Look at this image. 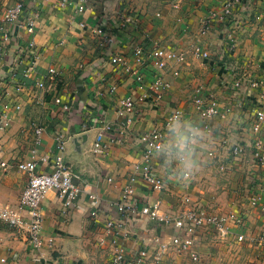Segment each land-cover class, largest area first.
Wrapping results in <instances>:
<instances>
[{
	"label": "crops",
	"instance_id": "crops-1",
	"mask_svg": "<svg viewBox=\"0 0 264 264\" xmlns=\"http://www.w3.org/2000/svg\"><path fill=\"white\" fill-rule=\"evenodd\" d=\"M223 1L178 0L174 7L170 0H70V5L62 7L58 0H0V13L6 6L22 3L24 17L33 24L32 33L26 32L23 21L6 25L10 36L0 58V124L8 123L0 125V205L14 207L23 191L26 176L16 167L19 161H33L36 172L45 171L59 140L97 129L100 122L111 128L101 136L104 147L91 154L81 170L74 160H64L80 192L65 214L60 213L55 191L44 195L39 248H32L25 236L0 220V264H111L109 241L101 243L99 237L105 219L119 217L111 204L127 177L138 176L135 164L154 172L164 187L156 190L139 179L133 182L138 203H159L153 220L137 210L122 217L128 237L120 241L128 258L147 242L150 257L158 254L159 264H211L208 259L214 255L200 246H210L216 239L212 235L201 233L197 261L187 252L159 249L175 231L162 217L176 211L180 195L188 193L193 202L217 212L241 211L243 224L237 231L245 239L216 241L261 247V252L253 251L264 264V244L258 240L264 212L248 202L249 196L262 193L255 180L264 186V163L250 158L251 123L255 110L264 112V97L244 85L237 92L231 85L235 78L264 82V0H242L233 8V20L224 25L214 22L203 30V21L218 13ZM227 32L234 40L232 51L227 50ZM192 44L210 57L196 58L189 49ZM137 45L185 53L179 66L164 69L169 89L159 101L138 102L132 75L110 61L122 57L127 66L137 67L150 80L159 73L154 68L156 60L144 57L143 65L137 66L133 54ZM31 49L40 58L22 78ZM174 67L178 73L172 76ZM48 68L54 69L53 75ZM208 95L218 104L217 114L202 121L193 102ZM125 96L133 97L137 106L133 120L121 128L112 107ZM175 109L181 117L165 127V117ZM37 126L42 131L35 144ZM147 130L162 133L164 148L144 161L136 138ZM260 136L264 141V127ZM233 143L244 147V155L229 154ZM189 162L190 168L186 167ZM183 171L188 175L183 176ZM90 193L96 194V200Z\"/></svg>",
	"mask_w": 264,
	"mask_h": 264
},
{
	"label": "built area",
	"instance_id": "built-area-1",
	"mask_svg": "<svg viewBox=\"0 0 264 264\" xmlns=\"http://www.w3.org/2000/svg\"><path fill=\"white\" fill-rule=\"evenodd\" d=\"M242 0H224L222 7L218 13L211 18H207L202 23V29L208 30L211 25L215 23L227 24L233 20L234 6L238 5ZM172 6H177L178 0H170ZM59 6L67 7L70 5V0H58ZM82 7H79L81 9ZM25 9L22 3H14L6 6L3 12L0 13V58L4 55L5 45L8 43L10 33L6 27L7 24H15L18 21H23L26 26V32L32 33L33 24L30 19L24 17ZM124 23H127L125 21ZM100 32V29H96ZM227 50L234 47V40L231 33H226ZM192 54L198 59H208L209 52L201 50L194 44L189 46ZM33 55L28 60L26 66L21 71V77L26 78L34 69L35 62L40 58V53L37 50L31 49ZM135 63L137 66L143 65L144 57L156 60L154 68L159 73L154 74L151 79H145L144 74L137 69V67H129L122 57H113L110 61L115 66H120L129 71L133 79L136 81L139 94L138 102L146 100L147 98L159 101L163 93L169 89V83L163 77V71L167 66H179L185 61V53L177 49L166 48H145L142 46H135L133 49ZM175 68V67H174ZM53 68H48L49 75L54 74ZM178 70L173 69L170 74L176 75ZM235 91H241L244 85L246 89L254 90L258 93L260 98L264 97V82L258 79H241L235 78L231 82ZM42 87V82L38 83ZM114 87L109 88V93H113ZM57 103H60L56 99ZM194 109L199 119L204 121L210 119L217 114L218 104L212 96L196 98L193 102ZM136 100L131 96H125L116 101L112 107L115 116L119 119L121 128H125L133 120V114L136 111ZM62 109L66 107L62 105ZM18 110V106H15ZM228 110V108H226ZM181 111L175 109L174 112L165 117L164 126L169 127L181 117ZM7 120L2 121V126L7 125ZM0 124V125H1ZM99 124V123H98ZM264 127V112L262 109L254 111L253 121L251 123L252 152L250 153L251 160L256 164L264 163V141L261 139L260 133ZM205 130L207 126L203 127ZM108 124H102L97 127V132L90 146V153L96 154L104 147L101 142V136L104 132L110 131ZM42 128L40 126L34 127V143L39 141V135ZM162 133L157 130L144 131L140 133L136 140L142 147L141 157L145 161L151 155L161 152L164 148L162 143ZM65 140H59L56 144L55 150L51 157L49 168L45 171H35V163L33 161H19L16 167L25 173L26 179L21 195H19L16 205L9 207V205H0V220L7 222L14 227L18 233L25 236L27 242L32 248H39L42 243L41 235V212L40 202L44 195L50 190H53L60 199V213L65 214L67 210L73 207L74 202L79 195L80 190L74 183L75 175L72 173L70 167L63 161V152L65 151ZM245 149L240 143H233L229 147V154L244 155ZM211 155V154H208ZM134 168L138 170V176L134 173L126 179V184L121 187L119 197L115 202H112L114 211L119 215L117 220L106 218L104 221L103 232L99 237V242L103 243L105 239L109 242L111 248V264H159V256L155 254L150 257L149 247L147 242L142 243L135 253L128 258L124 247L121 245V239L128 237V232L124 230L122 225V217L127 216L130 212L137 210L140 214L145 215L147 219H155L157 215L158 201L138 203L133 182L139 179L152 189L161 190L164 187V182L154 172H151L146 166L135 164ZM183 176H187V171L182 172ZM109 181L110 178H107ZM257 187H260L262 193L249 196V205L257 207L264 212V186L260 185L259 179L255 180ZM89 197L96 200V194L90 193ZM188 193H183L179 197V203L176 211L169 213L162 217L165 223H171L175 230L173 235L165 243H161L160 250L164 251L167 248H173L176 251L187 252L192 261L198 260L196 248L200 245V235H212L218 240H225L234 237L239 242L245 239L244 234L237 231L243 224V215L241 211L231 208L226 212H217L214 208L205 207L193 202ZM24 214V216H23ZM258 240L264 244V222L260 226Z\"/></svg>",
	"mask_w": 264,
	"mask_h": 264
},
{
	"label": "rangeland",
	"instance_id": "rangeland-1",
	"mask_svg": "<svg viewBox=\"0 0 264 264\" xmlns=\"http://www.w3.org/2000/svg\"><path fill=\"white\" fill-rule=\"evenodd\" d=\"M216 240L211 241L210 246L206 245L208 243L200 246L202 251H208L214 255V258L208 259L211 264H261L258 261V256H255V251H253L255 249L261 252V247L248 245L247 242L243 244L239 242L227 243V241L218 243ZM225 243L227 244L225 245Z\"/></svg>",
	"mask_w": 264,
	"mask_h": 264
},
{
	"label": "water",
	"instance_id": "water-1",
	"mask_svg": "<svg viewBox=\"0 0 264 264\" xmlns=\"http://www.w3.org/2000/svg\"><path fill=\"white\" fill-rule=\"evenodd\" d=\"M97 129L85 130L80 134L68 137L65 144L64 160H74L76 167L81 170L84 161L90 159V146L95 137Z\"/></svg>",
	"mask_w": 264,
	"mask_h": 264
},
{
	"label": "clouds",
	"instance_id": "clouds-1",
	"mask_svg": "<svg viewBox=\"0 0 264 264\" xmlns=\"http://www.w3.org/2000/svg\"><path fill=\"white\" fill-rule=\"evenodd\" d=\"M186 167H189V168H190V167H191V163L189 162V163L186 165Z\"/></svg>",
	"mask_w": 264,
	"mask_h": 264
}]
</instances>
